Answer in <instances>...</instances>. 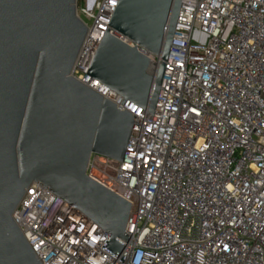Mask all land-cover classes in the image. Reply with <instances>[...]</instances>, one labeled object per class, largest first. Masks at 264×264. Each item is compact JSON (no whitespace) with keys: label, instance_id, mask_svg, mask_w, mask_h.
<instances>
[{"label":"built area","instance_id":"1","mask_svg":"<svg viewBox=\"0 0 264 264\" xmlns=\"http://www.w3.org/2000/svg\"><path fill=\"white\" fill-rule=\"evenodd\" d=\"M179 1L152 113L88 73L118 0L75 1L88 32L69 75L134 115L123 159L91 153L85 172L131 203L128 239L120 262L32 183L12 218L41 264H264V0Z\"/></svg>","mask_w":264,"mask_h":264},{"label":"water","instance_id":"2","mask_svg":"<svg viewBox=\"0 0 264 264\" xmlns=\"http://www.w3.org/2000/svg\"><path fill=\"white\" fill-rule=\"evenodd\" d=\"M75 1L0 0V264H41L12 218L32 183L107 232L101 247L118 261L126 252L131 203L85 172L91 153L123 159L134 115L69 75L88 32ZM179 8L118 0L88 73L152 113ZM138 47L160 56L154 74Z\"/></svg>","mask_w":264,"mask_h":264},{"label":"rangeland","instance_id":"3","mask_svg":"<svg viewBox=\"0 0 264 264\" xmlns=\"http://www.w3.org/2000/svg\"><path fill=\"white\" fill-rule=\"evenodd\" d=\"M84 20H85L87 23H89V21H88L87 19L84 18Z\"/></svg>","mask_w":264,"mask_h":264}]
</instances>
